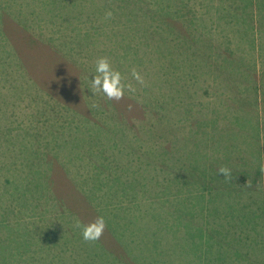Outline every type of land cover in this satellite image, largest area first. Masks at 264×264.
Returning <instances> with one entry per match:
<instances>
[{"label": "trees", "instance_id": "16d2710c", "mask_svg": "<svg viewBox=\"0 0 264 264\" xmlns=\"http://www.w3.org/2000/svg\"><path fill=\"white\" fill-rule=\"evenodd\" d=\"M215 1L219 3L218 0ZM59 2L60 0H0V27L6 23L5 13H7L16 19L17 29L24 27L23 33L28 35L27 38L33 39L34 43H47L53 48L63 46L62 44L67 47L72 31L64 32L55 25ZM163 2L66 0L70 15L83 14L85 11L81 10L87 8H95L97 11L95 16L111 13L107 16L108 19L100 20L96 39L92 44L95 46L94 53L99 55V60L107 59L112 69L120 72L122 84L130 86V88L125 87L122 98L128 99L132 104H139L142 117L147 123L143 126L142 132L138 131L141 132L138 135V132H135L136 125L131 124L125 117L128 116L129 105H123V101L119 100L113 102V99L96 91L92 86L89 70V75H85L84 72L80 75L79 89L84 98H89L86 99L89 112H92L98 121H94L90 116L81 115L74 108L52 97L50 91L37 82L36 77H21L17 86L21 104L31 114L34 130L39 133L47 131L49 135L45 136L44 140L31 136L32 145L24 161V166L25 163L28 166L27 174L29 173V177L23 178L26 190L32 189L30 185H26L27 182L33 183L29 181L31 174L48 173L51 166H54V163L48 159V152L51 150L52 140L58 137L63 139L66 146L78 151V155L87 157L93 163V167L104 173L106 177L112 176L111 174L115 173L113 171L116 169L115 164L122 161L140 160L145 165L147 163L161 169L158 149L155 154L149 148H158V141L163 139V142H167L164 143L166 146L171 141L178 144L175 155L166 153L165 169L162 168L175 177V185L179 179L190 180L192 172L201 171L207 175L210 173L218 177L221 175L224 187L229 186L239 193H245L241 190L253 188L254 184L264 191V166L253 165V162L250 165L245 164L246 156L250 153L251 157H254L253 152L247 154L241 140L236 145L231 143V140L222 141L225 131L238 128L235 125H227V122L237 123L238 120L233 116L239 117L240 114L230 115L233 107L229 103L203 101L212 97L227 98L225 83H229V79L245 81L248 79L255 92V101L259 102L264 96V87L261 86L264 81V69L260 71L250 63L248 69H242V61L246 59L245 52L237 54V50L228 43H218L216 40L208 39L204 33L197 34L193 23L195 18L189 15L188 18L184 17L182 23L178 13L177 19L169 18L164 6H168L171 0H168L166 5ZM258 2L264 4V0ZM185 3H190V0H185ZM251 4L249 12L253 11L255 0H252ZM155 6L164 9L156 12ZM187 6L185 5L186 9H189ZM196 20L200 22L197 17ZM103 28L106 31L112 32L114 29L115 31L107 34L102 31ZM250 29H256L254 22H250ZM191 30L197 35L191 34ZM3 33L4 30H0V36ZM207 34L212 36L210 32ZM254 39L256 41V37ZM0 41L5 47L10 45L6 39L0 38ZM70 49L74 48L70 47ZM15 52L7 50L2 59L10 60L11 57H15L18 68H21L22 59L20 57L18 59ZM67 55L72 56L70 53ZM9 63L10 61L7 62ZM168 71L172 72V78L167 77ZM133 73L136 75L134 76ZM95 75H97L96 67L93 69L92 77ZM10 104L11 102L6 100L7 107L15 109L16 117V108L11 107ZM202 106L204 108L201 109ZM57 113H63L73 122L78 119L70 124L68 138L60 130L64 126L58 123L60 116L58 117ZM257 113L255 109L254 120L251 122L259 125L261 121ZM165 116L169 120H165ZM195 117L203 118L211 125L206 126L202 119L196 120ZM230 117L233 119L230 120ZM177 122L183 130H186L190 143L175 140L174 127ZM48 126L51 131L48 130ZM169 127L173 130V139L166 141L165 133L170 129ZM160 128L161 130H158ZM246 131L247 129L244 130ZM204 132L211 133L212 138L199 145ZM213 134H222L221 140L217 137L214 140ZM262 135L260 130V142L261 138L263 139ZM235 149L239 150L237 155ZM5 153L6 158H9L10 167L3 158ZM136 154L139 155L138 158L133 157ZM147 155L150 159L146 157ZM174 156L178 157L171 163L170 160ZM0 162L2 166L7 165L3 169L0 168V179H3L0 186V264H143L145 258L143 229L125 222L127 219H134L135 212L140 207L137 205L124 207L117 203V200L122 198L135 200L130 194L114 197L112 192H95L90 196H82L80 206L71 204L64 196L51 195L49 201L51 203H44L40 211L42 215L51 213L52 210L57 211L62 224H56L51 220H46V225L37 222L38 227L34 228H28V224H25L21 226L24 228L20 230L18 240L16 223L9 221L16 220V123L0 129ZM139 175L144 179L143 185L138 188L142 191L146 187V175L145 173ZM194 185L209 190V187L202 183ZM138 194L145 192L135 193ZM28 195L32 205L24 207L20 215L35 218L37 214L34 211L38 207L36 203L41 200L43 203L48 195L41 196L39 192H35L34 196L29 193ZM93 200H97L102 208L96 210L92 207L90 203ZM99 217H103L105 221L103 234L98 240H84L83 226L96 222ZM77 222L80 223L81 228L76 227ZM20 246H26L23 252ZM244 247L241 250L236 249V252L245 255L251 264H264V243L250 246V253L243 250ZM31 254L37 258L32 257ZM151 262L152 264H207L182 255L179 258L176 256L171 262L158 258ZM211 264L246 263L241 256H234L217 258Z\"/></svg>", "mask_w": 264, "mask_h": 264}, {"label": "rangeland", "instance_id": "374dc122", "mask_svg": "<svg viewBox=\"0 0 264 264\" xmlns=\"http://www.w3.org/2000/svg\"><path fill=\"white\" fill-rule=\"evenodd\" d=\"M158 1L160 3L164 1L165 5L168 3V0ZM258 1L261 2V0H255L252 12H249L252 0H218L219 3L215 0H190V3L187 4L185 0H171L168 6L164 7L169 18L177 19L178 13L181 23L184 17L188 18V15L195 18L193 23L196 26L197 34L204 33L208 39L216 40L218 43H228L234 50H237V54L245 52L244 58L246 59L242 61V69H248L250 63L262 71L264 69V4L261 5ZM185 5H188L189 9H186ZM163 9L160 6L154 7L156 12ZM81 11L85 12L70 15V10L66 7V0L59 2L55 25L64 32L72 31L67 41V47L62 44L63 46L53 48L47 43H34L33 39L27 38L28 35L23 33V26L17 29L16 19L7 13H5L6 23L0 27V30H4L0 38L6 39L10 43L5 47L0 41V129L11 123H16V220L9 221L16 223L18 240L20 230L24 228L21 226L25 224H28V228L38 227L37 222H40V225H46V220L62 224L57 211L52 210L51 213L43 215L40 211L44 203H51L49 202L51 195L64 196L71 204L80 206L83 200L82 196H90L95 192H112L114 197L130 194L135 198V200L118 199L117 203L122 206L137 205L140 207L135 212V218L127 219L125 222L143 229L145 256L143 264H152L151 261L155 258L171 262L176 256L179 258L181 255L188 259L201 260L207 264H211L212 261L220 257L241 256L246 264H251L247 257L242 253L238 254L236 249L241 250L245 246L243 250L250 253V246L264 243V191L254 184L253 188L241 190L245 193H239L229 186L224 187L221 175L218 177L210 173L209 176L201 171L192 172L190 180L181 178L175 185V177L162 170V168L165 169L164 161H167L166 153L175 155L177 152L178 144L173 141L166 146L164 143L167 142L160 139L158 148H149L155 154L158 149L161 169L147 163L146 166L140 160L136 162L122 161L115 164L116 169H113L115 173L106 177L104 173L93 167V163L87 157L78 155V151L66 146L63 139L56 137L52 140L51 150L48 152V159L54 163V166H51L48 173L31 174L29 181H33V185L29 182L26 185H30L32 189H25L23 178L29 177V173L27 174L28 166L26 163L24 166V161H26L32 145L31 136L44 140L45 136L49 135L47 131H41V134L34 130L32 116L21 104L17 88L21 77H36L37 82L45 86L43 88L49 90L52 97L74 108L81 115L90 116L94 121H98L92 112H89L90 108L86 100L88 97L84 98L80 92L79 78L83 72L85 75H89L91 72L90 79L92 78L93 69L99 60V55L94 53L95 46L92 44L96 39L100 20L108 19V13L95 16L97 13L95 8ZM196 17L200 19L201 23L196 20ZM250 22L255 23L256 29H250ZM102 31L110 34L115 29L111 32L103 28ZM208 32L212 36L208 35ZM190 33L196 34L194 30H191ZM70 47L74 49H70ZM7 50L16 51V57L22 59L23 66L21 68H18L15 57H11L10 60L2 59ZM68 53L72 56H68ZM8 61H10L9 64H7ZM172 76V72L168 71L167 77L172 78ZM228 82L225 83L227 98L212 97L203 101L229 103L233 107L229 114L236 113L240 116L234 115L233 117L238 120L237 123L227 122V125H235L238 128L225 131L223 136L222 134H213L214 140L216 137L221 140L222 136V141L229 142L231 140V143L235 145L240 140L243 141L247 154L251 151L254 155L251 157L249 153V156L247 155L245 158V164L250 165L253 162V165L262 164L264 166V96L259 102L255 101V92L248 79L246 81L229 79ZM263 82L261 83L262 87H264ZM245 84L248 86L246 87ZM6 100L11 102V107L16 108V117L15 109L7 107ZM116 100L123 101V105H129L128 116H125L126 120L136 125L135 132H142L147 120L142 117L141 106L130 103L126 98L113 99V102ZM255 109L258 111L257 115L261 121L259 125L251 122L254 120L253 111ZM57 115L60 116V121H58L59 118L57 119L58 123L64 126L60 130L67 135V138L70 137V124L78 119L73 122L72 119L68 120L63 113H57ZM164 119L169 120L167 116ZM194 119H202L206 126L211 125L203 118L195 117ZM246 129L247 131L244 132ZM48 130L51 131L50 126H48ZM260 130L263 133L261 142L259 139ZM141 132H138V135ZM50 135L52 136V134ZM211 135V133L204 132L199 145L209 141L212 138ZM174 138L190 143V137L178 122L174 127ZM171 139H173L172 128L165 133V140ZM35 142L39 143L38 140ZM235 151H237V155L239 150L235 149ZM117 157L121 158V156ZM133 157L138 158L139 155L136 154ZM146 157L150 159L149 155ZM177 157L174 156L170 160L171 163ZM3 158L10 167L6 153ZM154 158L159 160L155 156ZM7 165L3 164L2 166L0 162L2 169ZM140 173L146 175V187L142 191L138 190L144 183ZM124 180L128 182L125 183ZM2 181L3 179H0V186H2ZM195 183H202L208 186L209 190L201 189L194 185ZM27 192L31 196H34L35 192H39L41 196L48 195L43 203L42 200L36 203L38 206L34 211L37 214L36 219L20 215L24 207L32 205ZM136 192H145V194L135 195ZM90 205L96 210L102 208L97 200L91 201ZM115 239L119 242L116 237ZM25 248L26 246H20L22 252ZM34 252L37 254V250ZM38 252L40 251L38 250ZM31 256L36 257L33 254Z\"/></svg>", "mask_w": 264, "mask_h": 264}, {"label": "clouds", "instance_id": "9594fccd", "mask_svg": "<svg viewBox=\"0 0 264 264\" xmlns=\"http://www.w3.org/2000/svg\"><path fill=\"white\" fill-rule=\"evenodd\" d=\"M108 15L110 16L111 13H108ZM96 73L97 75L91 78L92 86L96 91L102 92L109 99H121L124 95L125 87L130 88V86L122 84L120 72L114 71L107 59L101 58L97 61ZM133 75L135 76L136 74L133 73ZM76 227L81 228L79 222L76 223ZM104 228V218L99 217L96 222L83 226V239L86 241L98 240L103 234Z\"/></svg>", "mask_w": 264, "mask_h": 264}]
</instances>
